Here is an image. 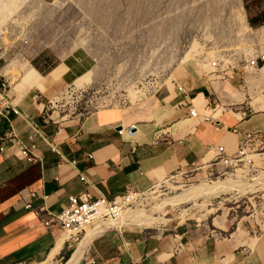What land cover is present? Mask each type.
Masks as SVG:
<instances>
[{
  "label": "crops",
  "instance_id": "crops-1",
  "mask_svg": "<svg viewBox=\"0 0 264 264\" xmlns=\"http://www.w3.org/2000/svg\"><path fill=\"white\" fill-rule=\"evenodd\" d=\"M64 64L66 69L60 63L44 75L38 71L35 84L7 92L18 112L2 109L0 138L12 132L35 143L37 160L29 162L14 143L0 151V264H46L60 256L67 245L61 226L44 221L59 213L70 195L112 199L131 189L146 191L181 170L221 164L214 162L211 145L234 155L246 133L264 135L260 54L231 69L176 68L172 86L157 95L68 117L56 100L82 69ZM190 103L199 118L190 117ZM132 124V133H119ZM245 218L228 234V220L186 222L150 236L120 231L146 226L129 221L93 237L84 264H264L263 207Z\"/></svg>",
  "mask_w": 264,
  "mask_h": 264
},
{
  "label": "rangeland",
  "instance_id": "rangeland-1",
  "mask_svg": "<svg viewBox=\"0 0 264 264\" xmlns=\"http://www.w3.org/2000/svg\"><path fill=\"white\" fill-rule=\"evenodd\" d=\"M249 15L264 20V0H0V88L5 82L15 94L13 86L35 84L38 71L72 63L83 71L56 100L67 117L135 104L172 86L176 68L213 70L216 60L231 69L263 52L264 23L253 27ZM245 158L234 167L181 170L139 193L124 224L150 213L159 221L120 231L161 235L186 222L222 220L231 222L227 234L235 231L264 209V148ZM231 180L249 187L202 193L206 183ZM87 233L46 264H67Z\"/></svg>",
  "mask_w": 264,
  "mask_h": 264
},
{
  "label": "built area",
  "instance_id": "built-area-1",
  "mask_svg": "<svg viewBox=\"0 0 264 264\" xmlns=\"http://www.w3.org/2000/svg\"><path fill=\"white\" fill-rule=\"evenodd\" d=\"M260 59L264 62V51L260 53ZM211 66L215 71L223 68L216 60L211 62ZM177 89L180 93L188 96V89L184 85L177 84ZM213 104V101H211L209 106L211 107ZM4 107L16 113L18 112L12 100L7 96L5 82L2 83V88H0V114ZM189 115L191 118L200 117L196 107L192 106L191 103L189 104ZM208 118H211V116ZM135 128L136 124H132L127 128L119 130V133H132ZM10 143L16 144L20 154L29 162H35L37 160L35 143L27 144L18 139L14 133L9 132L0 138V151H4ZM259 148H264V135L261 133L257 135L246 133L245 140L234 155H229L223 145L215 147L211 145L208 150L215 155L214 162L234 167L237 163L250 161L245 158L246 155H248L250 151ZM139 193H143V191L131 189L127 194L112 199L105 196L94 197L88 192L70 195L67 205L59 213L53 214L51 219L45 220L44 223L47 225L53 222L58 223L62 229V237L65 236V242L70 244L73 241L79 240L86 233L88 227L94 226L101 220L119 218L125 208L136 199V195H139ZM134 195L135 197H133ZM27 206L30 207V205ZM126 264L131 263L127 262Z\"/></svg>",
  "mask_w": 264,
  "mask_h": 264
},
{
  "label": "bare ground",
  "instance_id": "bare-ground-1",
  "mask_svg": "<svg viewBox=\"0 0 264 264\" xmlns=\"http://www.w3.org/2000/svg\"><path fill=\"white\" fill-rule=\"evenodd\" d=\"M7 31V30H6ZM11 45V44H10ZM230 180V179H229ZM202 186V185H201ZM240 186L233 184L232 180L231 181H217L213 183H206L202 186L201 190L204 195H212L213 193L216 192H221V191H227V190H237L241 191L242 189H246L247 185H245L244 188H239ZM145 195V193H144ZM135 197V195L133 196ZM180 200V199H178ZM177 200V202H178ZM172 203V202H171ZM175 204V203H174ZM129 209V208H127ZM125 209L122 213L127 210ZM141 214V213H140ZM122 215L117 218V219H112V220H101L100 222L96 223L94 226L88 227V233L86 234L85 238L83 241L79 244L75 252L72 254L71 258L67 262V264H79L82 257L84 256L85 250L89 243L91 242L92 238L95 237L98 234L103 233L107 229L114 227V226H121L123 225L126 221V217ZM159 221V218L155 217L153 213L147 214L146 216L144 215L143 217L139 218L138 220V225L144 226V225H149L153 224ZM86 230V231H87Z\"/></svg>",
  "mask_w": 264,
  "mask_h": 264
},
{
  "label": "trees",
  "instance_id": "trees-1",
  "mask_svg": "<svg viewBox=\"0 0 264 264\" xmlns=\"http://www.w3.org/2000/svg\"><path fill=\"white\" fill-rule=\"evenodd\" d=\"M248 20H249V23L253 26V27H258L260 25H262L264 23V20L263 19H260V15L257 16H252V15H249L248 16ZM37 68H39L38 66H36ZM43 73L46 72V70H42Z\"/></svg>",
  "mask_w": 264,
  "mask_h": 264
}]
</instances>
